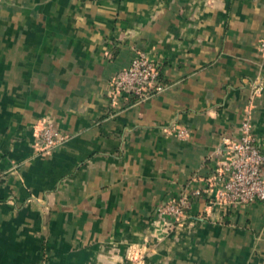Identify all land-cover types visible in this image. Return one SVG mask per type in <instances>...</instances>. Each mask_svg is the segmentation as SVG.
Segmentation results:
<instances>
[{"label":"crops","instance_id":"1","mask_svg":"<svg viewBox=\"0 0 264 264\" xmlns=\"http://www.w3.org/2000/svg\"><path fill=\"white\" fill-rule=\"evenodd\" d=\"M263 40L264 0H0V264H264V203L211 181L245 116L264 152ZM139 51L165 89L113 99Z\"/></svg>","mask_w":264,"mask_h":264},{"label":"built area","instance_id":"2","mask_svg":"<svg viewBox=\"0 0 264 264\" xmlns=\"http://www.w3.org/2000/svg\"><path fill=\"white\" fill-rule=\"evenodd\" d=\"M260 48L264 51V40ZM157 62L145 52L139 51L128 66L120 69L112 80V98H132L146 101L165 89ZM249 116H245L238 139H224V147L218 149L219 160L211 181L215 187L214 201L220 205H246L254 201L264 203V152L258 147ZM179 136L187 131L179 129ZM68 139V135L51 123H43L36 141L38 152L53 149ZM200 190L183 189L156 209L164 220L166 230L183 221L191 208L192 199Z\"/></svg>","mask_w":264,"mask_h":264},{"label":"trees","instance_id":"3","mask_svg":"<svg viewBox=\"0 0 264 264\" xmlns=\"http://www.w3.org/2000/svg\"><path fill=\"white\" fill-rule=\"evenodd\" d=\"M135 55H136V54H135ZM135 55H134V56H135ZM134 56H133V57H134ZM160 77H161V74H160ZM161 79H162V78H161Z\"/></svg>","mask_w":264,"mask_h":264}]
</instances>
